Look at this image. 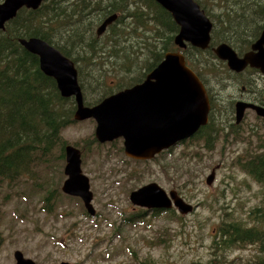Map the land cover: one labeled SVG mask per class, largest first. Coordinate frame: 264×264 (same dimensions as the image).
I'll return each instance as SVG.
<instances>
[{
	"label": "trees",
	"instance_id": "obj_1",
	"mask_svg": "<svg viewBox=\"0 0 264 264\" xmlns=\"http://www.w3.org/2000/svg\"><path fill=\"white\" fill-rule=\"evenodd\" d=\"M196 1L212 21L210 43L204 50L188 44L181 51L187 65L210 89L206 75H212L210 67L220 70V65L224 72L233 75L216 58L212 46L222 41L238 54L247 51L264 27V0H204L207 4ZM113 13L117 14L116 20L97 36L96 27ZM232 17L239 22L231 25ZM177 31L178 25L170 13L154 0H44L36 9L20 8L0 29V185L7 181L5 187H17V179L47 162L55 148L59 157L64 156L67 141L62 131L74 123L76 108L74 98L61 96L55 80L40 69L38 56L26 50L19 38H41L70 58L77 70L84 104L91 106L114 91L141 82L166 51L178 49L173 43ZM221 78L219 75L216 82L223 86ZM219 126L217 134L223 128ZM254 127L262 132L257 150L246 149V155L236 156V164L254 182L264 185V122ZM204 136L205 148L211 149L215 136L210 131L198 133L193 141H202ZM90 142L101 145L93 133L75 144L82 160L84 153L90 151L83 148ZM122 150V146L116 148ZM41 190L43 207L51 211V203L59 201V189L44 186ZM61 194L65 200L74 198ZM174 211L153 208L147 214L140 207L123 215L122 223L140 224L146 214L148 221L162 213L180 219L182 216ZM223 212L225 216L216 224L208 246L212 256L206 264H221L217 259L223 260L230 251L248 245H254L257 253L247 264H264V200L241 213ZM139 264L155 263L145 259Z\"/></svg>",
	"mask_w": 264,
	"mask_h": 264
},
{
	"label": "rangeland",
	"instance_id": "obj_2",
	"mask_svg": "<svg viewBox=\"0 0 264 264\" xmlns=\"http://www.w3.org/2000/svg\"><path fill=\"white\" fill-rule=\"evenodd\" d=\"M229 22L235 25L239 21L232 17ZM217 67L220 70L210 67L213 76L206 75L224 118H221L220 134L213 135L211 149L205 148V136L202 141L180 144L151 161L134 160L123 150L116 151L122 146L120 139L111 141L114 144L100 143V147L90 142L83 148H90L84 153L81 172L88 177L95 214L84 213L80 198L65 200L61 194V185L67 176L64 174L65 156L59 157L58 148L52 151L47 162L35 167L28 176L17 179L20 180L17 187L12 184L11 188L5 187L7 181L2 183L0 264H15L14 250H20L36 264H139L145 259L155 264H206L212 256L208 246L216 224L225 216L223 211L241 213L264 200V185L254 182L236 164L237 155H246V149L257 150L258 135L262 132L254 126L260 122L249 113L244 128L227 134L232 120L228 104L221 101L237 92L240 85L237 81L243 75L234 76L224 72L220 65ZM219 75L223 86L216 82ZM234 84H238L235 85L237 90L232 87ZM212 123V128L220 127L217 121ZM94 128L95 122L91 119L74 120L63 129L62 135L66 144L76 146L93 133ZM212 169L214 181L207 185L205 178ZM150 182H157L167 193L176 191L195 209L180 214L173 208L174 214L182 216L180 219L162 213L148 221L147 213L140 224L122 223L123 215L140 208L130 202L131 192ZM44 186L59 189V201L49 202L51 211L42 204ZM60 201L61 206H57ZM255 248L248 245L235 249L226 254L227 258L217 261L247 264L255 259Z\"/></svg>",
	"mask_w": 264,
	"mask_h": 264
},
{
	"label": "water",
	"instance_id": "obj_3",
	"mask_svg": "<svg viewBox=\"0 0 264 264\" xmlns=\"http://www.w3.org/2000/svg\"><path fill=\"white\" fill-rule=\"evenodd\" d=\"M44 0H2L0 2V29L13 18L21 7L36 9ZM168 11L178 31L173 43L178 48L187 44L200 49L207 48L210 42L212 21L200 8L196 0H154ZM117 17L116 13L107 16L97 27L100 36ZM24 48L38 56L39 67L44 74L52 77L63 97H73L76 108L74 120L92 118L95 121L94 136L97 141H110L123 138L124 153L133 159L148 160L163 149L192 135L207 120L209 102L206 90L197 74L186 64L180 50L167 51L161 61L152 68L145 78L88 106L84 104L81 88L77 81L74 62L58 48L37 37L19 38ZM213 52L226 62L229 69L241 71L247 65L257 68L264 74V27L259 37L242 56L227 43L213 47ZM251 108L259 116H264V107L253 103H235V121L239 123L244 110ZM67 176L61 190L80 197L86 211L94 214L93 194L88 177L81 172V152L74 146L64 147ZM214 180V170L205 178L207 185ZM129 199L132 204L153 208L175 207L180 214L190 213L194 206L186 202L174 190L165 189L156 182L142 185L132 191ZM15 264H36L14 250ZM60 264H67L61 262ZM165 264H178L168 262Z\"/></svg>",
	"mask_w": 264,
	"mask_h": 264
},
{
	"label": "flooded vegetation",
	"instance_id": "obj_4",
	"mask_svg": "<svg viewBox=\"0 0 264 264\" xmlns=\"http://www.w3.org/2000/svg\"><path fill=\"white\" fill-rule=\"evenodd\" d=\"M256 39H257V37H256ZM218 43H220V42H218ZM218 43H216L212 47H215L216 45H218ZM245 52H246V50L244 52H242L241 54H238V53L237 54L239 56H242ZM230 71L233 72L232 74L234 76L243 75V78L242 79H238V80L240 82L244 81L246 83H241L239 86H237L238 90L235 87V85H238V84L232 85V87L235 90H237V92L234 93V94H229L228 97H227V100L221 101V103H223V104H225V103L228 104V106H229L228 107V114H229V117L232 120L231 122H229V124L227 126V131H228L227 134L232 133L233 130L244 128L243 125L246 123V120H248V114L249 113H251L254 116H256V118L259 120V122H264V116H258L256 114V111L251 109V108H248V109L244 110L243 118L241 119V121L239 123H237L235 121V103H236V101H242V102H245V103L246 102L253 103L255 105L264 107V74H262L257 68L250 67L249 65H247L243 70L238 71V72L233 71V70H230ZM246 73H247V75H246ZM252 75H254V77H252ZM209 90L206 89V92H207V95H208L209 110H208V113H207V121H206L205 124H207L208 122L209 123H208V125L204 124L205 126L204 125H200L198 127V129L196 130V132L194 133V135H196L197 133H200V132H204V130L206 128L208 129V131H213V132L217 133L216 132V127L212 128L211 127V123L213 121H217V122L220 121V123H222V119L221 118H224L219 113V100H218V97H216L211 90H210V93H209ZM218 114H220V115H218ZM224 135L226 137V132H224ZM118 139H120L122 141V138H118ZM115 140H117V139H115ZM191 140L192 139H186L184 141V143L190 142ZM111 143H113V142H111ZM163 152H167V149L161 151L159 154H161Z\"/></svg>",
	"mask_w": 264,
	"mask_h": 264
}]
</instances>
